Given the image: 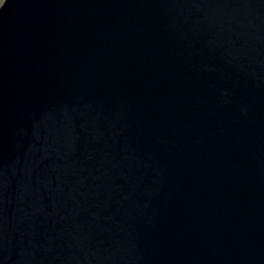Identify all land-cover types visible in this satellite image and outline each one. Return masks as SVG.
<instances>
[{"label":"water","instance_id":"1","mask_svg":"<svg viewBox=\"0 0 264 264\" xmlns=\"http://www.w3.org/2000/svg\"><path fill=\"white\" fill-rule=\"evenodd\" d=\"M0 264H264V0H1Z\"/></svg>","mask_w":264,"mask_h":264},{"label":"rangeland","instance_id":"2","mask_svg":"<svg viewBox=\"0 0 264 264\" xmlns=\"http://www.w3.org/2000/svg\"><path fill=\"white\" fill-rule=\"evenodd\" d=\"M1 1V0H0Z\"/></svg>","mask_w":264,"mask_h":264}]
</instances>
